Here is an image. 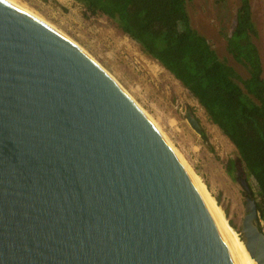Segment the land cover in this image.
Masks as SVG:
<instances>
[{"label": "water", "instance_id": "obj_1", "mask_svg": "<svg viewBox=\"0 0 264 264\" xmlns=\"http://www.w3.org/2000/svg\"><path fill=\"white\" fill-rule=\"evenodd\" d=\"M187 119L202 132L191 112ZM246 201L239 233L264 264L260 212ZM0 264H235L134 100L73 41L8 0H0Z\"/></svg>", "mask_w": 264, "mask_h": 264}, {"label": "rangeland", "instance_id": "obj_2", "mask_svg": "<svg viewBox=\"0 0 264 264\" xmlns=\"http://www.w3.org/2000/svg\"><path fill=\"white\" fill-rule=\"evenodd\" d=\"M17 1L64 31L114 76L139 108L156 121L222 209L225 219L239 233L247 214L246 198L250 196L243 180L254 193L257 183L244 168L235 145L209 119L183 84L108 16L93 15L76 0ZM250 1L259 30L256 42L264 65V0ZM240 3L241 0H188L187 9L193 27L209 40L220 57L246 75L227 51V38L234 28ZM188 112L197 118L205 135L191 126ZM230 160L242 166L240 176L237 168L228 171ZM261 225L264 232V221Z\"/></svg>", "mask_w": 264, "mask_h": 264}, {"label": "trees", "instance_id": "obj_3", "mask_svg": "<svg viewBox=\"0 0 264 264\" xmlns=\"http://www.w3.org/2000/svg\"><path fill=\"white\" fill-rule=\"evenodd\" d=\"M106 15L178 79L237 148L257 183L248 193L264 221V65L250 0H241L227 51L243 75L192 25L188 0H76ZM202 133L205 135L204 131ZM237 168L230 160L228 171ZM251 189V188H250ZM233 226V224L231 223Z\"/></svg>", "mask_w": 264, "mask_h": 264}, {"label": "bare ground", "instance_id": "obj_4", "mask_svg": "<svg viewBox=\"0 0 264 264\" xmlns=\"http://www.w3.org/2000/svg\"><path fill=\"white\" fill-rule=\"evenodd\" d=\"M12 4L16 5L17 7L21 8L22 10L32 14L33 16L39 18L40 20L44 21L48 25L52 26L56 30H58L60 33H62L64 36H66L68 39L73 41L77 46H79L84 52H86L96 63H98L103 69L104 67L102 64H100L87 50H85L83 47H81L76 41H74L71 37H69L64 31H61L56 26H54L52 23L47 21L46 19L42 18V16H39L34 11H32L30 8L25 7L18 3L17 0H8ZM105 70V69H104ZM107 72V71H106ZM108 74L117 82V80L112 76L110 72ZM118 83V82H117ZM119 84V83H118ZM120 85V84H119ZM120 87L130 96L132 97L121 85ZM133 98V97H132ZM134 99V98H133ZM139 107V106H138ZM141 109V107H140ZM142 112L148 117V119L153 123V125L157 128V130L161 133L165 141L168 143L180 163L182 164L183 168L187 172L189 178L191 179L196 191L199 193L200 197L202 198L206 208L208 209L210 215L215 221V224L226 243L231 256L235 262V264H258V262L252 258L244 240H242L240 233H237L232 226L229 224L227 219H225L222 209L216 204V201L211 196L210 192L207 190V188L204 186V184L201 182V180L198 178V176L193 172L191 167L186 163L182 155L174 149L170 141L163 135V133L160 131L156 121H154L147 113L141 109Z\"/></svg>", "mask_w": 264, "mask_h": 264}]
</instances>
